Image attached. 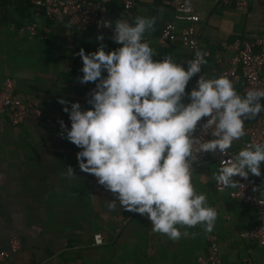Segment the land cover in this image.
Instances as JSON below:
<instances>
[{"label":"crops","instance_id":"crops-1","mask_svg":"<svg viewBox=\"0 0 264 264\" xmlns=\"http://www.w3.org/2000/svg\"><path fill=\"white\" fill-rule=\"evenodd\" d=\"M161 1L135 0L124 14L115 1L109 5L113 15L127 17L131 32L148 38L127 44L46 20L29 0H0V88L13 78L21 98L75 133L31 118L12 126L0 114V250L13 237L20 242L0 264H198V256L210 254L211 236L220 264H264V246L246 236L256 212L228 196L232 184L214 152L187 175L173 127L153 129L149 147L139 148L137 123L154 128L165 112L183 118L199 94L182 44L188 24L175 22ZM193 10L206 54L202 72L215 83L235 38L264 37V0L244 8L195 0ZM170 21L176 39L160 43ZM31 23L35 35L19 31ZM242 83L231 82L232 96L215 94L216 114L226 126V148L264 182V148L247 147L243 133L264 118V92L250 100ZM97 233L100 245L93 243Z\"/></svg>","mask_w":264,"mask_h":264},{"label":"built area","instance_id":"built-area-1","mask_svg":"<svg viewBox=\"0 0 264 264\" xmlns=\"http://www.w3.org/2000/svg\"><path fill=\"white\" fill-rule=\"evenodd\" d=\"M33 7L42 11L46 20L65 23L70 30H95L109 33L127 44L146 43L147 37L130 31L127 17L112 14L109 5L115 1L124 12L132 10L135 0H29ZM195 0H162V4L174 13L175 22L187 23V28L181 30L182 44L190 52V72L198 87V98L191 106L187 115L176 119L171 112H165L161 120L153 128L141 122L135 130L140 150L144 151L152 141L153 129L163 132L173 127L183 144L187 160L184 163L185 173L190 175L196 168L203 165L209 153L214 152L217 162L224 168L230 178L232 188L228 196L238 203L253 208L256 212V223L248 230L246 236L259 246H264V182L248 175L235 159L234 154L225 146L226 126L216 114L214 96L220 92L232 96L235 93L231 82L242 78L241 93L250 100L257 99L264 92V37L252 40L235 38L229 49L233 52L227 64L217 74L215 83L205 80L202 72L201 59L205 53L199 48V41L193 24L199 20L193 10ZM248 0H220L225 6L244 8ZM116 15V16H115ZM175 22H167L158 37L160 43H171L176 39ZM19 31L29 35L36 34L34 23L22 25ZM43 39L44 36L40 35ZM0 114H5L9 123L16 126L25 118H31L35 123L47 126L56 131H67L74 135L67 121L51 118L41 112L29 101L24 100L15 92L13 78L3 80L0 88ZM247 147L264 148V118L256 117L244 128ZM88 152V142L85 144ZM217 189L223 187L221 181ZM102 236H93L94 245L102 244ZM210 254L198 256V264H220V256L213 236L209 238ZM20 249L16 237L9 240V248L0 250V260Z\"/></svg>","mask_w":264,"mask_h":264},{"label":"trees","instance_id":"trees-1","mask_svg":"<svg viewBox=\"0 0 264 264\" xmlns=\"http://www.w3.org/2000/svg\"><path fill=\"white\" fill-rule=\"evenodd\" d=\"M112 4H115V5H116V4H118V3H117V2H113ZM118 10H119V12H121L122 14H124V11L122 10L121 7H120V9H118ZM121 13H120V15H122ZM125 13H126V12H125Z\"/></svg>","mask_w":264,"mask_h":264}]
</instances>
